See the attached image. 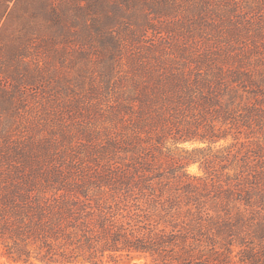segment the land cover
<instances>
[{"label": "rangeland", "instance_id": "374dc122", "mask_svg": "<svg viewBox=\"0 0 264 264\" xmlns=\"http://www.w3.org/2000/svg\"><path fill=\"white\" fill-rule=\"evenodd\" d=\"M16 1L0 0L1 179L150 176L185 223L233 217L236 264L264 244V0Z\"/></svg>", "mask_w": 264, "mask_h": 264}, {"label": "trees", "instance_id": "16d2710c", "mask_svg": "<svg viewBox=\"0 0 264 264\" xmlns=\"http://www.w3.org/2000/svg\"><path fill=\"white\" fill-rule=\"evenodd\" d=\"M13 1L8 0V9ZM46 6L42 2L38 9ZM47 17L56 24L54 8ZM144 177L123 171L0 178V188H8V195L0 196V245L8 260L14 264H137V260L236 264L232 259L236 245L230 234L221 236L219 227L233 217H219L218 226L212 228L214 220L207 216L206 231L199 222L185 223L181 212H173L175 201L164 199L162 186ZM213 229L224 242L205 233ZM239 245L247 247L244 242ZM245 248L239 264H264V244Z\"/></svg>", "mask_w": 264, "mask_h": 264}]
</instances>
